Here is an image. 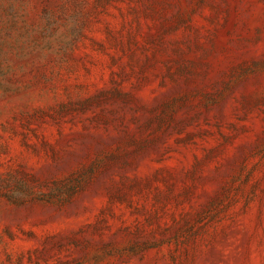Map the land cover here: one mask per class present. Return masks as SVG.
Returning <instances> with one entry per match:
<instances>
[{
  "label": "rangeland",
  "instance_id": "374dc122",
  "mask_svg": "<svg viewBox=\"0 0 264 264\" xmlns=\"http://www.w3.org/2000/svg\"><path fill=\"white\" fill-rule=\"evenodd\" d=\"M0 264H264V0H0Z\"/></svg>",
  "mask_w": 264,
  "mask_h": 264
}]
</instances>
